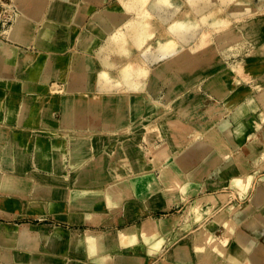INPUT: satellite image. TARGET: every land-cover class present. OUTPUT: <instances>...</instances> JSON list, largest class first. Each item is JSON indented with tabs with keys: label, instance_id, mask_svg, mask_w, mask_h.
I'll return each instance as SVG.
<instances>
[{
	"label": "crops",
	"instance_id": "0c3cea01",
	"mask_svg": "<svg viewBox=\"0 0 264 264\" xmlns=\"http://www.w3.org/2000/svg\"><path fill=\"white\" fill-rule=\"evenodd\" d=\"M0 1L12 4L18 17L8 37L0 27V264H166L180 247L187 251L181 262L192 264L200 257L192 248L203 243L204 231L219 216L227 222V208L249 206L247 217L235 222V236L255 241L251 263L264 264V235L259 229L258 236H251L248 230L252 222L260 226L264 215V201H256L264 193V121L258 114H264V89L253 92L178 155L176 170L185 176V200L167 209H148V199L134 194L132 175L114 181L107 172L119 165L125 151L103 153L101 158L95 153L89 130L102 124L93 118L90 101L77 97L98 93L97 32L108 30L100 13L114 0ZM164 96H156L163 105ZM215 134L229 148L225 159L212 147ZM146 151L128 161L127 174L142 165L147 176L150 171L161 176ZM105 157L108 168H92ZM86 174L90 179L83 181ZM250 193V201L242 202ZM74 194L87 199L78 202ZM210 194L229 197L220 210L198 221L191 204ZM178 207L186 210L184 215L163 218ZM152 224L157 232L147 238L139 234V250L124 243L126 232H141ZM224 232L220 225L213 234L231 241ZM88 239L96 240L98 248L90 249ZM156 240L164 244L151 257L147 249ZM170 241L195 244H180L166 257Z\"/></svg>",
	"mask_w": 264,
	"mask_h": 264
},
{
	"label": "bare ground",
	"instance_id": "6f19581e",
	"mask_svg": "<svg viewBox=\"0 0 264 264\" xmlns=\"http://www.w3.org/2000/svg\"><path fill=\"white\" fill-rule=\"evenodd\" d=\"M210 1L211 0L190 1L194 10V15L198 18L197 23L199 27L201 26V29L203 27L206 28L205 31L207 32L204 31L205 33L202 35L204 38L208 37L207 35L211 31L217 29V27H220L222 24L218 20H211L212 17H210L209 12H212L215 6H210ZM216 1L219 2L217 6L223 8L232 0ZM261 1L264 2V0ZM5 5L8 10L13 11V17L11 16V18H13L12 23H15L18 17L16 18L14 15V6L12 4H7L6 2ZM172 12L170 11L168 0H120L119 6L113 5L107 7L100 13L103 28H107L108 30L112 29L111 34L109 33V35L104 36L105 32L103 30L97 32L98 38L99 40H103V44L99 48L96 57L104 64L103 66L107 68L110 67L107 63V57L110 54L114 53L121 56H127V45L129 44L134 45L137 49H142L141 47L145 43L144 41L150 39L152 36V34L149 33L150 30L148 29L151 27L148 28L149 21H147L151 16H156L163 25H170L168 31L170 32L169 34L172 35V39L174 38L172 44L159 48L158 54H151L149 51H145L141 54L145 63L147 62L149 68H152L151 73L144 70L132 71L125 68L119 72L117 81L107 77V75H99L98 94L102 95L100 98L102 102L100 100V103L99 101L90 102L93 118H96V121L98 119L102 124L101 126L99 125V127L92 126L89 130L90 135L94 137L92 147L94 148L95 153L100 155L99 157L101 158V154L103 153L111 155L115 154V151H121V149L125 151V156L123 154V156L119 157L121 166H116L113 169L109 166H105L106 168L109 167V171L107 172H110V176L114 181H120L131 175L132 177H137L148 173L144 170L142 165H140V171L138 170L134 173L128 172L130 175L126 173L129 169L128 161L135 158V155L141 153V151H144L145 146L152 148L154 146L159 147V145L165 144L168 147L171 155L165 159L158 160L156 163L157 169L165 167V174L163 176L164 182L162 183V179L155 174H149L140 181H134V194L140 193L138 198L143 200L146 196H149V193H151V196L146 198V200L148 199V209H152V205L156 204V209H167L170 207L169 202L181 196L180 191L182 188L184 190V187L179 181H183L185 176L182 172L176 170V159L179 154L206 135L216 123L229 112L219 103V101H224L227 105L233 102L239 94L251 92L252 87L244 85L243 82H252L251 85L264 84V42H261L260 47L262 48L255 49V51L251 52L243 60H237L235 63L227 64L216 74L207 77L208 80L202 87L197 85L196 80L199 79L200 74H202L201 71L205 68L207 62L213 58L214 54L210 55L207 53L208 49L205 47L207 44L204 43L207 40L205 41L203 39L204 42L202 41V43L205 44L204 46L201 45L202 43L198 42L199 36L195 25L187 22H180L173 25V23H175L174 18L177 12ZM240 12L241 11L238 10L234 11L232 14L233 16H240ZM152 13H155V15ZM227 25L229 24L227 23ZM224 26H226V24ZM11 28V25H5L2 35L8 37L11 33ZM211 34L212 33H210V35ZM178 45H181L182 49H185L186 52L178 50ZM211 46L209 45V47ZM201 47L205 50L204 55H202V57L205 56L204 58L201 57V54H199L200 56L195 54V51L201 49ZM213 48L215 49L216 47L213 46ZM223 48L227 50L229 49V47L225 45ZM210 50L211 49H209V51ZM215 52H217V49ZM196 55L197 58L193 59L192 57H195ZM149 76H151L150 79ZM167 78L172 79L174 84L170 85L167 93L165 92L164 100L173 96V91L177 86L182 85L184 82L190 84L188 90L184 91L185 94L182 97L173 100L172 106L170 107L153 99L154 97L152 95L158 96L162 92L157 93V89L148 88V83L151 79H155L157 82L161 80L164 81ZM202 89L208 91L210 95L202 94ZM156 98L157 97H155V99ZM78 100L85 102L83 94H79ZM237 104L238 101L234 106ZM258 114L260 118L264 119V114L262 112L258 111ZM154 119L155 121H153ZM101 127L102 129H100ZM134 130L136 131L134 135L138 132L136 136H132ZM55 134L58 135L57 133ZM156 141H158V144H156ZM210 142L212 147H215V150L220 153L223 159L228 156L226 150L229 148L218 134L212 135ZM238 164L240 163L238 162ZM175 174L179 175V179L174 178ZM89 176V174L84 175L82 180H89ZM55 196L56 198L61 197L58 193H56ZM73 197L78 202L87 199V196H81L80 194H74ZM227 198V195L222 194L207 195L196 199L191 205V210L196 213L199 221H203L212 212L220 208ZM158 200L159 202H163L159 203ZM261 200L264 201V193H262L261 196L259 195L256 201ZM150 206H152V208ZM251 211V206H249L247 210L241 209L233 211L231 213V220L237 223L238 219L246 218ZM84 212V215H87V211L84 210ZM139 215L140 214H138V216ZM75 216L76 215L72 216V218L74 219ZM87 218L88 217L86 216V219ZM130 218H135V216H130ZM221 220H216L212 226L210 225L208 227V230L204 231L201 238V241L205 244L203 248H192L194 253H200V257H197L198 260L195 263L252 264V255L257 251L256 242L245 238L244 236H242L244 238L235 236V231L231 227V223H227L226 226H224V233L225 235L228 234L231 236V241H226L221 237L215 236L213 233L217 231L222 224ZM237 224L240 223L238 222ZM259 229L261 230L262 235H264V215L260 220V226L255 225L252 222L248 228L251 236H258ZM139 232L136 233L138 237V239H135L136 241H139V238H142L140 235H143V237L146 238V236H144L146 235L145 232L144 234L142 233V230L140 233ZM123 241L129 245L128 247H135L133 246L135 245L134 239L128 234H124ZM86 244L90 249L98 248V242L94 239H88ZM162 244H164L162 241L153 243V247L147 249L149 256L152 257L157 255L162 249ZM261 244H264V236L262 237ZM80 245L81 244H79V246ZM186 252V250L180 247L176 252L172 253L171 258L167 260L165 259V263L174 264L176 260L181 262V259L184 258ZM172 258L175 262L172 261Z\"/></svg>",
	"mask_w": 264,
	"mask_h": 264
},
{
	"label": "rangeland",
	"instance_id": "374dc122",
	"mask_svg": "<svg viewBox=\"0 0 264 264\" xmlns=\"http://www.w3.org/2000/svg\"><path fill=\"white\" fill-rule=\"evenodd\" d=\"M119 1L120 0H114L110 4L109 7H111L113 5L119 6ZM152 1H156V0H152ZM190 1L191 0H168V4H169V8H170L171 12L172 11H174V13L177 12L176 16L174 18L175 23H173V25L178 24L180 22H187V23H190L192 25H195L197 34L199 36L198 42L202 43V41L204 42V40L205 41L207 40L206 42H204L207 45H205L204 43H202L201 45L202 46L205 45V47L208 49L207 50L208 54H210V55L214 54L213 58L207 62V65L201 71L203 76H202V74H200L199 79L196 80L197 83L195 82L197 85H200L202 87L203 84L208 80L207 77L216 74L227 64L235 63V61H237V60H243L251 52L255 51V49L257 50L258 48L259 49L262 48V47H260L261 46L260 44H261V42H264V2H262L261 0H232V1H230V3L227 6H224L223 8H221L220 6H217L219 4L218 1L211 0L210 6H215V8H213V11L209 12L210 17H212L211 20H218L223 25L221 24L220 27L218 26L217 29H214L213 31H211L210 32V33H212L211 35L208 32L209 33V34L207 33L208 37L204 38V37H202V35H204V33L207 32V31H205L206 28L203 27L201 29V26L199 27V25L197 23L198 18L194 15V10L190 4ZM170 3H171V5H170ZM172 6H173V8H172ZM1 8L5 9V11L9 17L12 16L13 11L8 10V8L5 5V2L0 1V12H2ZM233 10L234 11H238V10L241 11L240 16H233V14H232V13H234ZM152 14L155 15V13H152ZM14 15H15V12H14ZM12 20H13V18H11V21L8 24V26L12 25ZM147 21H149L148 22V25H149L148 28L149 27H151V28H149L148 30L151 31V32L149 31V33L152 34V36L150 37V39L144 41L145 43L141 47L142 49H137L134 45L129 44V45H127V48H128L127 49V56H121V55L114 54V53L110 54L107 57V63L110 66L109 68L103 66L104 64L101 63L96 57V55L99 51V48L103 44V40H99L97 50L95 52V58L99 64V71H100L99 75L104 74V75H107V77L117 81L119 72L125 68H127L128 70H132V71H140V70L143 71L144 70V71L151 73L152 68H149V65H147V62L145 63V61L141 57V54H143L145 51H149L151 54H158L159 48H161L162 46H166L168 44H172L174 38L172 39V35L169 34L170 32L168 31L169 30L168 28L170 25H167V26L163 25L158 20V18L156 16H151L150 18L147 19ZM194 23H196V24H194ZM227 23L229 25H227ZM225 24H226V26H224ZM0 27H2V24H0ZM2 28H4V27H2ZM111 31H112V29H111ZM111 31L107 30V32L104 33V36L109 35V33L111 34ZM199 34H201V35H199ZM209 45L210 46L212 45V46L209 47ZM224 45L229 47V49L227 50V49L223 48ZM213 46H215L216 48L214 49ZM177 47H178V50H182V51L186 52L185 49L184 50L182 49L181 45H178ZM202 48L203 47H201V49H197L195 51L196 52L195 54H198V56H200L199 54H201V57H202V55H204V52H205L204 48L203 49ZM209 49H211V50L209 51ZM216 49H217V52H215ZM218 53H220V54H218ZM218 56H219L220 60H219ZM204 57H202V58H204ZM192 58L193 59L197 58V55L195 57H192ZM223 61H224V64H223ZM205 76H206V78H205ZM150 78H151V76H149V79ZM155 82H156L155 79H151L148 83L149 84L148 88L157 89V91H158L157 93H159V92L160 93L161 92L167 93L170 85L174 84L172 79H170V78H167L164 81L161 80V81H157L156 83ZM243 84L248 86V87H252L251 92H249L250 94L249 93L239 94L238 96H236V98H235V100H233V102H231L227 105L224 103V101H219V103L222 104V106H224L227 111L232 110L237 105H239L241 102H243L244 100L251 97L253 92H255L257 90L260 91V90L264 89V84L263 85H260V84L251 85L252 82H243ZM189 85H190L189 83L184 82L182 85L177 86L175 88V90L173 91V96L169 99H166L167 101L165 100L164 105L169 106V107L172 106V101L179 98V97H182L185 94L184 91L188 90ZM202 94L210 95V93L204 89H202ZM78 96L79 95H77V97ZM101 96L102 95L97 93L95 95H92L91 98H89L90 97L89 95L83 94L84 100L85 101L88 100L90 102L99 101V100L101 101V99H100ZM152 96L154 97L153 98L154 100H158L157 98L155 99L156 95L155 96L152 95ZM213 98H215V97H213ZM100 101H99V103H100ZM237 101H238V104L236 106H234V104ZM153 121H155V119ZM134 133H136L135 130H134L132 136H136L138 134V132L135 135H134ZM156 144H158V141H156ZM145 148H147V151L146 150L141 151V153H138L137 155H135V157L139 156L140 154L143 155L144 152L146 151L147 153L145 156L152 158L151 161L155 165L154 168H156V163L158 160L165 159L171 155L168 147L165 144H161V145H159V147L154 146V147L150 148V147L146 146ZM107 160H108V158H106V160L105 159L104 160L99 159L96 163H94V166L92 168H96L98 170L100 168L105 167V165H109V161H107ZM118 166H121V164L119 163ZM143 168L145 171H147L144 166H143ZM164 173H165V167L161 168L160 178L162 179V181H163L162 176ZM149 174H155V173H154V171H150ZM146 176H147V174L146 175L145 174L139 175L137 177H132L133 179L131 178L130 180L140 181V180H142V178H144ZM184 190H183V188L181 189V191H180L181 196L180 197L175 198L171 202H169L170 207L173 206L174 204L180 203V202L185 200L186 189L184 188ZM139 194H135V195L139 196ZM210 195H216V194H210ZM222 195H227L229 197V194H222ZM252 195H253V193H250L248 195V197L246 199H244L242 202H244V203L249 202ZM150 196H151V193H149V196H146V198L150 197ZM158 202H159V200H158ZM223 205L220 208H218L217 210H215L214 212H212L208 217H210L212 214H214L215 212L220 210L223 207ZM152 206H153V208H152ZM152 206H150L152 209L157 210L156 209L157 204L152 205ZM158 206H159V204H158ZM237 210H241V209L237 208V207L236 208L235 207L234 208H232V207L227 208V213H228V216H230V217H229L227 222H226V220H224L225 216L222 217V220H221L222 224L221 225H223V227L226 226L227 223H231V227L233 228L234 231H236L235 227H237L236 226L237 224L231 220V213L233 211H237ZM185 211L186 210H183L181 207L174 208L172 210H167L165 212L166 216L163 218H170V217H174L177 215H184ZM141 214L142 213H140L139 216H141ZM93 219H96V218L92 217V216L87 218V220H93ZM219 219H221V216H219L217 218V221H219ZM154 230H155V232H154ZM156 230H157V227H155V225H153V224L149 225V226L147 225V226L142 228V233L143 234H144V232L146 233V235H144V236H146V238L152 237L157 232ZM136 233L137 232H126V234H128L132 239H134L135 245H133V246H135V247H133V249L139 250L141 247V242L135 240L136 238L138 239ZM189 243H191V245L195 244L193 241L180 242V243L179 242H171V241L167 242L165 256L167 257L168 255H170V253L175 248H177V246H179L180 244L186 245ZM196 246H197L196 248L202 247V246L204 247L203 243L200 241L197 242ZM150 247H153V245H151ZM197 260H198L197 258H194V261L192 264H196L195 262H197ZM172 261L175 262V260H173V258H172ZM180 263H181L180 261L176 260V262L174 264H180ZM181 264H183V263H181Z\"/></svg>",
	"mask_w": 264,
	"mask_h": 264
},
{
	"label": "built area",
	"instance_id": "2783aa9c",
	"mask_svg": "<svg viewBox=\"0 0 264 264\" xmlns=\"http://www.w3.org/2000/svg\"><path fill=\"white\" fill-rule=\"evenodd\" d=\"M0 12V24H2V27H4L5 25H8L11 21V17H9L5 11L4 8H1Z\"/></svg>",
	"mask_w": 264,
	"mask_h": 264
}]
</instances>
